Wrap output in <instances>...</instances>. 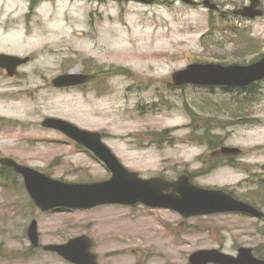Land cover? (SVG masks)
<instances>
[{
    "label": "rangeland",
    "instance_id": "obj_1",
    "mask_svg": "<svg viewBox=\"0 0 264 264\" xmlns=\"http://www.w3.org/2000/svg\"><path fill=\"white\" fill-rule=\"evenodd\" d=\"M195 1L0 0V52L32 57L22 79L0 76V158L61 181L108 180L111 172L93 153L41 124L60 117L99 131L143 178L186 173L196 185L226 189L264 211V80L252 91L171 81L194 62L259 60L264 16L233 13L248 0H211L219 11ZM70 71L97 76L84 86L55 88L53 78ZM224 146L243 153L217 154ZM7 176L0 179V264H73L43 247L82 234L94 239L102 264H191L195 251L237 255L239 247L264 258V218H186L142 203L43 212L23 177ZM34 219L39 247L28 237Z\"/></svg>",
    "mask_w": 264,
    "mask_h": 264
},
{
    "label": "water",
    "instance_id": "obj_2",
    "mask_svg": "<svg viewBox=\"0 0 264 264\" xmlns=\"http://www.w3.org/2000/svg\"><path fill=\"white\" fill-rule=\"evenodd\" d=\"M106 1V0H98ZM134 1L151 5L158 0H115ZM189 5H198L195 0H181ZM250 3L234 10L236 15L245 18H257L264 15L261 0H249ZM210 10H220L211 0L202 3ZM30 56L0 53V67L14 76L18 67L30 61ZM95 77L92 73L70 71L53 78L55 88H70L85 85ZM264 79V56L250 64H222L213 62H194L171 75L175 86L195 84L200 86H231L245 88ZM45 128L55 129L82 146L90 149L112 172L108 180L91 183H72L61 181L14 158L2 157L0 164L12 167L24 178L28 193L35 204L44 212L56 208L91 209L105 204L132 205L143 203L150 207L169 208L186 218L218 213H245L263 218L264 212L258 207L236 198L224 189L205 188L194 184L187 174L179 175L177 180L163 177L142 178L138 172L128 169L103 141L99 131H90L79 127L64 118L48 116L42 121ZM222 154L239 155L238 147L224 146ZM28 236L32 244L39 246L38 223L34 219L29 226ZM93 240L87 235L71 238L64 244H48L45 250L59 253L65 259L76 264H99L96 254L92 253ZM191 264H264L251 247H239L238 254H229L218 248L202 249L193 252Z\"/></svg>",
    "mask_w": 264,
    "mask_h": 264
},
{
    "label": "flooded vegetation",
    "instance_id": "obj_3",
    "mask_svg": "<svg viewBox=\"0 0 264 264\" xmlns=\"http://www.w3.org/2000/svg\"><path fill=\"white\" fill-rule=\"evenodd\" d=\"M31 1H38V0H31ZM262 6H263V4H262ZM264 8V7H263ZM26 64H24V65H22V66H19L18 67V71H17V73L14 75V76H10L9 74H8V72H7V70L6 69H4V68H1L0 67V76H3V77H6V78H14V79H22L24 76H25V73L24 72H22L21 71V68L23 67V66H25ZM95 243V242H94ZM94 247V246H93ZM92 251H93V248H92ZM94 252V251H93ZM95 253V252H94ZM96 254V253H95ZM97 255V254H96ZM97 261L100 263V264H102L101 262H100V259H99V257H98V255H97Z\"/></svg>",
    "mask_w": 264,
    "mask_h": 264
},
{
    "label": "trees",
    "instance_id": "obj_4",
    "mask_svg": "<svg viewBox=\"0 0 264 264\" xmlns=\"http://www.w3.org/2000/svg\"><path fill=\"white\" fill-rule=\"evenodd\" d=\"M97 76V75H96ZM249 87V86H248ZM230 88V87H228ZM255 88V84H251L249 89H251V91ZM219 143V142H218ZM212 146L214 147V145L212 144ZM233 164H235L234 162H232ZM10 172V173H15V171L13 170V168H9V167H4V166H1L0 165V179L1 178H7L8 179V176H7V173Z\"/></svg>",
    "mask_w": 264,
    "mask_h": 264
}]
</instances>
